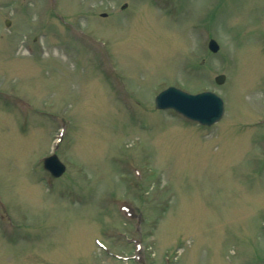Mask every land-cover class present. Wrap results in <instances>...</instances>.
I'll return each instance as SVG.
<instances>
[{
  "label": "rangeland",
  "instance_id": "obj_1",
  "mask_svg": "<svg viewBox=\"0 0 264 264\" xmlns=\"http://www.w3.org/2000/svg\"><path fill=\"white\" fill-rule=\"evenodd\" d=\"M0 264H264V0H0Z\"/></svg>",
  "mask_w": 264,
  "mask_h": 264
},
{
  "label": "water",
  "instance_id": "obj_2",
  "mask_svg": "<svg viewBox=\"0 0 264 264\" xmlns=\"http://www.w3.org/2000/svg\"><path fill=\"white\" fill-rule=\"evenodd\" d=\"M103 15H106V13ZM6 22L7 25L11 24L10 20ZM209 47L212 51L217 52L220 45L212 38L209 41ZM215 79L217 83L222 84L226 80V75L220 74ZM155 104L159 109L172 108L185 117L198 121L203 125H213L223 117L225 112L224 99L212 90L191 94L176 86H170L156 96ZM44 166L56 177L61 176L66 170L65 164L57 154L45 158Z\"/></svg>",
  "mask_w": 264,
  "mask_h": 264
}]
</instances>
